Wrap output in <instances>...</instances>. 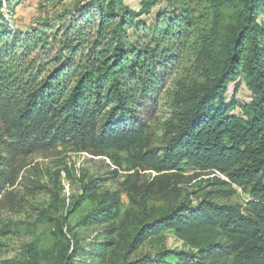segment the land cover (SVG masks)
<instances>
[{"label":"trees","instance_id":"obj_1","mask_svg":"<svg viewBox=\"0 0 264 264\" xmlns=\"http://www.w3.org/2000/svg\"><path fill=\"white\" fill-rule=\"evenodd\" d=\"M93 1L98 20L88 14L24 33L4 19L16 0H0V197L14 184L9 160L56 144L153 171L150 182L132 188L135 195L167 191L187 160L211 172L212 189L196 208L179 206L153 228L172 230L191 247L202 237L211 242L175 264H264V22L239 33L215 91L183 108L186 116L159 157L148 150L147 114L173 57L193 38V0H168L167 8L147 2L136 14L122 0ZM263 3L252 0L249 23ZM140 15L148 18L132 23ZM228 83L238 85L227 95ZM241 84L247 98L237 95ZM233 185L247 196L244 206L214 202L229 199ZM94 198L86 187L79 200ZM109 199L106 218L117 204Z\"/></svg>","mask_w":264,"mask_h":264},{"label":"rangeland","instance_id":"obj_2","mask_svg":"<svg viewBox=\"0 0 264 264\" xmlns=\"http://www.w3.org/2000/svg\"><path fill=\"white\" fill-rule=\"evenodd\" d=\"M156 1L158 8L170 6L168 0H122L134 14L140 13L147 2ZM251 2L190 3L196 12V28L182 55L173 57L167 79L154 90L156 103L147 114L148 150L163 155L182 113L192 110L201 96L215 91L239 33L264 22L263 3L249 23ZM4 12L9 29L24 33L46 24L67 26L71 19L79 22L88 14L99 18L93 0H16L11 10ZM147 18L140 15L132 23ZM227 86L228 95L235 86ZM237 95L247 98L243 84ZM113 159L56 144L9 160L5 170L11 172L14 184L0 197V264H175L178 255H197L201 247L210 244L202 237L196 247H191L172 230L156 232L153 228L175 208H196L207 199L212 189L209 170H200L184 160L178 163L175 174L172 172L175 177L167 191L135 195L132 188L150 182L155 173ZM86 187L95 192V198L80 201ZM233 188L235 193L229 199L214 202L244 206V191L235 185ZM109 197L116 198L117 204L112 216L106 218L102 215L112 211ZM102 242L109 243L104 250Z\"/></svg>","mask_w":264,"mask_h":264}]
</instances>
